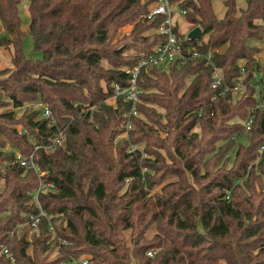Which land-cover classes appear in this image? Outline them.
Segmentation results:
<instances>
[{"label": "trees", "instance_id": "16d2710c", "mask_svg": "<svg viewBox=\"0 0 264 264\" xmlns=\"http://www.w3.org/2000/svg\"><path fill=\"white\" fill-rule=\"evenodd\" d=\"M154 1L29 0V32L39 58L23 52L19 0H0V31H6L0 46H13L14 64L0 68V94L15 107L41 100L54 119L38 118L39 110L0 112V135L12 147L3 150L0 138V165L6 164L0 172V250L7 246L14 264H72L85 253V264H264V110L255 107L257 87L264 99V75L255 81L254 70L262 68L248 45L264 32V0H246L240 8L237 0H222V18L213 0H169L186 9L191 27L203 34L187 39L175 27L184 48H192L190 58L168 69L142 66L138 114L127 116L131 101L118 97L112 106L106 100L115 84H130L132 74L123 66L137 65L167 39L155 31L167 16H149ZM129 23L131 33L113 44ZM128 49L136 54L127 57ZM242 67L247 87L235 98ZM216 68L224 78L219 88L212 86ZM250 111L248 143L238 144L229 167L235 137L245 130L236 118L245 120ZM127 117L129 138L117 144L115 158L114 139ZM54 135L60 137L56 146L38 150L40 173L18 164L17 150L34 149L30 136L48 144ZM138 142H145L152 164L141 150L128 151ZM160 147L178 158L175 169L164 163ZM172 174L178 180L152 193ZM43 183L51 184L39 194L47 215L30 241L29 217L40 211L33 195ZM0 264L12 262L1 255Z\"/></svg>", "mask_w": 264, "mask_h": 264}, {"label": "rangeland", "instance_id": "374dc122", "mask_svg": "<svg viewBox=\"0 0 264 264\" xmlns=\"http://www.w3.org/2000/svg\"><path fill=\"white\" fill-rule=\"evenodd\" d=\"M153 3H151L149 5L150 11H151V7H152ZM28 4H29V0H19V3H18L19 13H20V16L22 19L21 28L24 31V35L22 36V40H23L22 41V49H23L24 54L27 56H30L31 54H33L34 57L41 58L43 56V54L41 51H34L33 36L29 32L31 17H30L29 11H28ZM237 5H238V8L245 7L246 6V0H237ZM213 6H214V10H215L217 17L222 18L225 14V7L223 4V1L222 0H213ZM173 7H179V6L177 4H173ZM149 14H150V12H149ZM174 20H175L176 26L178 27V30L180 31L181 34H187V32L192 29L191 24L186 19V16L181 14L179 12V10H176V12L174 13ZM133 25L134 24L129 23V24L121 27L119 29V31L117 32V34L115 35V38H113L112 43L113 44H120V42H121L120 40H123V38H125V36H127L131 33V31L133 29ZM158 29H156L155 31L158 32ZM0 32L5 33L6 31H5V29H2ZM260 35H261V38H259V39L250 38L248 40V45L256 48L254 51V57L256 58L257 63L262 68L261 71L257 70V69L254 70L255 81H258L264 75L263 71H262L264 68V32H261ZM206 38H207V34H205L203 36V39H206ZM224 49H225V46H222L219 50L223 51ZM135 54H136V52L133 49H128L125 51V55L127 57L135 55ZM12 56H13V46H10L8 48L5 46H0V68L1 69L14 67V64L12 63ZM244 62H245L244 60H240L241 65H243ZM104 66L108 67L109 66L108 62H104ZM134 66L124 65L123 67H124V70H126V69H132ZM168 66L169 65H164V67H166L167 69H168ZM241 71L242 72L245 71L244 67L241 68ZM216 72H219L223 75L222 71L217 68L214 71L213 77H214ZM244 74H245V72H244ZM244 74H242V75L244 76ZM245 85H246V83H245ZM104 87H105V89L107 88V86L105 84H104ZM246 87H247V85H246ZM246 87H245V90H246ZM256 89H257V92H256L255 96L257 98V102H256L255 107L264 110V106H259L261 104H264V99L261 98L260 95L258 94L259 88L257 87ZM141 90L144 91L142 88H141ZM234 91H236V93H234L235 98H238L244 92V91H240V90H234ZM118 97L119 96H117L116 92L114 91L113 95L108 97V99L106 101L108 104H110L112 106H116ZM39 102H42V101L41 100L27 101L24 103V106L15 107L10 99H7L5 97V95L3 96L2 94H0V103H1L0 112L14 111L16 113V115L20 116L25 110L28 112L39 110L40 115L38 116V118H42V117H44L43 111L40 110L39 107H42L43 105L42 104L38 105ZM42 103L47 105L44 102H42ZM156 108L159 111L164 113L163 108H161V107H156ZM132 114L133 113H130V114L127 113V116H130ZM251 114H252V112H251ZM133 115H136V114H133ZM127 118H129V117H127ZM247 119L241 120L239 118H236V120L238 122H241L242 124L245 123ZM51 120L53 121V117L51 118ZM124 122L125 121L123 120L120 124L122 131L118 132L115 139H114V148H113L112 152H113V155L115 156V158L119 156V150H120L119 147L117 146V144L119 142L122 143V142H124V140H127L129 138L128 129L131 128L132 123L130 121V118H129V120H127V122H125V123ZM250 132H251V130L247 129L245 126L244 132L242 134H240L241 136L235 137V146L229 152V156H230V161L228 162L229 167L232 165L234 155L237 151L238 144L239 143L247 144L248 143V139H247L248 136L247 135L250 134ZM159 134L162 135L164 138L167 136L164 134L163 130H159ZM0 138L5 140V142H6L5 145H2L3 146L2 149L3 150H10L12 147L9 145V143H7L5 136L0 135ZM145 147H146L145 142H138V143H132V144L129 143V146H127V149H129L128 151H132L135 148L141 150L143 152V158L148 159L149 163L152 164L154 158L146 153ZM159 153L161 154L164 163L166 165L172 166L175 169V167L177 166V163H178V158L175 156L173 151L171 149L168 150V148H166V147H163V148L160 147ZM257 161L258 160H256L255 162H257ZM177 168H181V167H177ZM144 170H147L146 167H144ZM176 180H178V177L175 174L167 176L160 185L156 186L153 189L152 193H154L156 191H160L161 187L164 184H167L169 182L176 181ZM125 189H126V185L123 188V190H125ZM33 233H34V231L28 232V234H27L28 240H30V241L32 240L31 237H32ZM124 234H125L126 245L132 250L134 248V243L132 242V231H131V229H126ZM154 234H155V228L152 226L147 231L146 235L148 238H151ZM32 246L33 245H31L29 248L30 253H32V248H33ZM55 256H57L56 251H54V253L52 254V257H55ZM88 257H89V254L85 253L82 256H80L79 258L75 259L72 262V264H75V261L87 259ZM10 261L12 262V264L15 263V260L14 261L10 260Z\"/></svg>", "mask_w": 264, "mask_h": 264}, {"label": "built area", "instance_id": "2783aa9c", "mask_svg": "<svg viewBox=\"0 0 264 264\" xmlns=\"http://www.w3.org/2000/svg\"><path fill=\"white\" fill-rule=\"evenodd\" d=\"M176 10H179V12L186 16L187 10L182 9L181 7H173V4L170 3L169 0H155L152 7L149 16H154L158 14H165L167 17L165 21L162 23V25L159 27L158 32L164 34L167 39L164 43L158 45L154 52L149 55L148 57H144L140 60V62L135 65L132 69H126L125 71L128 73H131V79L130 84L128 86H121L119 84L114 85V91L116 92L117 96L123 97L126 101L132 102V107L130 111L128 112L137 114L136 104L139 101V94L142 92L141 88L137 85V76L141 70L142 66H146L149 63H158L161 65H170L171 63L175 62H185L190 58V55L192 54V48H184L183 46V40H180L177 36V32H175L176 23L174 20V13ZM189 32V31H188ZM187 32V33H188ZM187 39L188 36L185 34ZM193 55L197 56L199 55L198 52H194ZM217 69V68H216ZM215 69V70H216ZM245 71L242 73L244 74ZM224 83L223 75L219 72H216L213 80H212V86L214 88H219ZM245 82L243 81V75L238 77V79L235 81L234 86L232 87L234 90H245ZM225 88H229L227 85H225ZM236 92V91H235ZM42 104V107H39L40 110L43 111L44 117H53L51 109L48 105L43 104L42 102H39L38 105ZM259 106H264V104H261ZM253 114H251L246 122L244 123L246 128L251 130L252 123H253ZM54 121V119H53ZM26 132V130H23ZM61 134V133H60ZM29 140L33 142L34 149L28 153L23 154L22 152L17 150V156L16 161L18 164H20L23 167L32 168L36 170L38 173L41 172L39 162H38V150L40 148L45 149L46 151L52 149L54 146H56L57 143L60 141L59 135H54L49 140L51 143H43V144H36L35 139L30 136ZM264 150V144L260 147V152ZM5 165H0V172L5 173ZM51 186V184L43 183L39 187V189L34 193L33 195V202L34 204L40 208V211L38 213H31L29 217V225L32 228V231H35L38 229V226L40 224L41 218L46 216V211L41 207L40 200H39V194L42 191H46L47 188ZM151 254V252H149ZM1 255H5L10 260L14 261L15 258L10 254V251L7 246H3L0 250V257ZM87 263V259H82L79 261H75V264H85Z\"/></svg>", "mask_w": 264, "mask_h": 264}, {"label": "water", "instance_id": "95a60500", "mask_svg": "<svg viewBox=\"0 0 264 264\" xmlns=\"http://www.w3.org/2000/svg\"><path fill=\"white\" fill-rule=\"evenodd\" d=\"M203 34V30L200 26H196L192 28L188 33L187 36L189 39H199Z\"/></svg>", "mask_w": 264, "mask_h": 264}]
</instances>
